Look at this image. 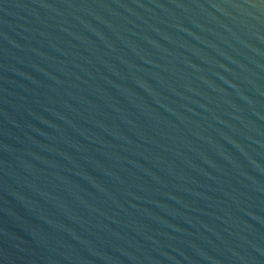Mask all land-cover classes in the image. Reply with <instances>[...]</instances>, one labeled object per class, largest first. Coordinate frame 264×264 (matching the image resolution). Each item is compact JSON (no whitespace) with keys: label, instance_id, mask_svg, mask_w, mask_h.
Instances as JSON below:
<instances>
[{"label":"water","instance_id":"obj_1","mask_svg":"<svg viewBox=\"0 0 264 264\" xmlns=\"http://www.w3.org/2000/svg\"><path fill=\"white\" fill-rule=\"evenodd\" d=\"M0 264H264V0H0Z\"/></svg>","mask_w":264,"mask_h":264}]
</instances>
